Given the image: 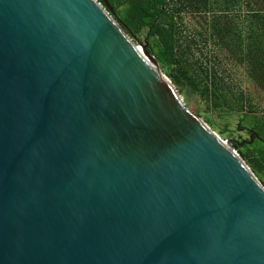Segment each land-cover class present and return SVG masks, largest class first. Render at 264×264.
<instances>
[{
	"label": "water",
	"instance_id": "95a60500",
	"mask_svg": "<svg viewBox=\"0 0 264 264\" xmlns=\"http://www.w3.org/2000/svg\"><path fill=\"white\" fill-rule=\"evenodd\" d=\"M0 264H264L263 184L97 0H0Z\"/></svg>",
	"mask_w": 264,
	"mask_h": 264
},
{
	"label": "trees",
	"instance_id": "16d2710c",
	"mask_svg": "<svg viewBox=\"0 0 264 264\" xmlns=\"http://www.w3.org/2000/svg\"><path fill=\"white\" fill-rule=\"evenodd\" d=\"M97 1L146 47L179 95L197 94L209 111L232 114L249 109L240 127L252 131L253 141L240 145L230 139L232 134L228 139L264 185V114L229 81L227 67L234 62L264 91V0ZM193 113L218 135L228 133L199 109Z\"/></svg>",
	"mask_w": 264,
	"mask_h": 264
},
{
	"label": "rangeland",
	"instance_id": "374dc122",
	"mask_svg": "<svg viewBox=\"0 0 264 264\" xmlns=\"http://www.w3.org/2000/svg\"><path fill=\"white\" fill-rule=\"evenodd\" d=\"M143 37L144 35L139 37L142 42ZM135 41L140 45L138 38H136ZM227 67L230 71L228 72L230 76L229 81H232L235 86L240 88V90H244V94L247 98H249L248 100L254 105V107L257 108V111L260 113V115L264 114V91L250 79V76L243 68L236 67L234 62H227ZM184 95L187 97L189 96L188 99ZM180 96L183 100V103L190 111L193 112V110L197 108L201 111V115L208 116L218 129L224 130L226 128L228 130V133L224 137L221 136L223 140H229V134H232V138L230 139L232 141H238L240 145H243L245 142L251 139L252 131L240 127V119L242 118V115L249 112L247 107H245V110L242 112L236 111L232 114L221 113L217 110L209 111V109L206 108V102L202 100V98L197 94L188 95L187 93H184ZM250 127L251 125L249 128ZM261 180L264 183V177Z\"/></svg>",
	"mask_w": 264,
	"mask_h": 264
}]
</instances>
